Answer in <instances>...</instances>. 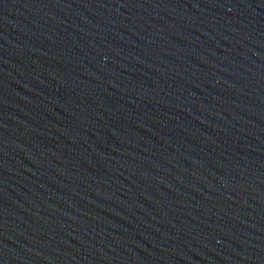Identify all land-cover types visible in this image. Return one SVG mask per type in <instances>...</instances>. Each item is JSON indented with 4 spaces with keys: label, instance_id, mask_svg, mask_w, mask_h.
<instances>
[{
    "label": "water",
    "instance_id": "1",
    "mask_svg": "<svg viewBox=\"0 0 264 264\" xmlns=\"http://www.w3.org/2000/svg\"><path fill=\"white\" fill-rule=\"evenodd\" d=\"M0 264H264V0H0Z\"/></svg>",
    "mask_w": 264,
    "mask_h": 264
}]
</instances>
